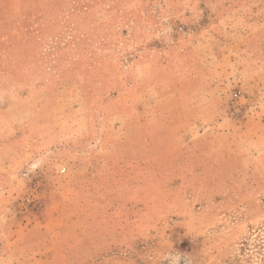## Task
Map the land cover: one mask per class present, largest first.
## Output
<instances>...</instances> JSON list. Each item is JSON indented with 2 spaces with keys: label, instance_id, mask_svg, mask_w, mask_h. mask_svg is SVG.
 <instances>
[{
  "label": "rangeland",
  "instance_id": "rangeland-1",
  "mask_svg": "<svg viewBox=\"0 0 264 264\" xmlns=\"http://www.w3.org/2000/svg\"><path fill=\"white\" fill-rule=\"evenodd\" d=\"M0 84V264H264V0H0Z\"/></svg>",
  "mask_w": 264,
  "mask_h": 264
},
{
  "label": "crops",
  "instance_id": "crops-1",
  "mask_svg": "<svg viewBox=\"0 0 264 264\" xmlns=\"http://www.w3.org/2000/svg\"><path fill=\"white\" fill-rule=\"evenodd\" d=\"M38 95L32 93L29 96L18 100L11 99L5 86L0 84V156L7 155L9 152H16L13 147L16 137V127L30 124L33 121H39L36 116L38 105L34 99ZM31 135L33 133L31 132ZM32 232L31 228L27 229ZM26 240H24L25 242ZM23 242V243H24ZM29 241H26L27 243ZM17 245V240L13 241ZM29 246V244H28Z\"/></svg>",
  "mask_w": 264,
  "mask_h": 264
}]
</instances>
